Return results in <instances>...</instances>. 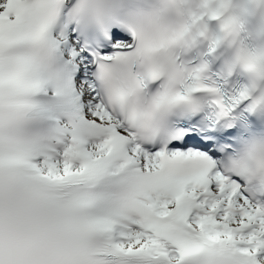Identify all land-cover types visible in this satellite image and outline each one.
Here are the masks:
<instances>
[{
    "label": "snow or ice",
    "instance_id": "6c2138e0",
    "mask_svg": "<svg viewBox=\"0 0 264 264\" xmlns=\"http://www.w3.org/2000/svg\"><path fill=\"white\" fill-rule=\"evenodd\" d=\"M193 3L0 0V264H264V25Z\"/></svg>",
    "mask_w": 264,
    "mask_h": 264
},
{
    "label": "clouds",
    "instance_id": "9594fccd",
    "mask_svg": "<svg viewBox=\"0 0 264 264\" xmlns=\"http://www.w3.org/2000/svg\"><path fill=\"white\" fill-rule=\"evenodd\" d=\"M222 3L227 6L220 13L224 19L220 21L218 27L225 32V37L230 35L241 23L250 26L249 28L254 35L259 33L260 28L264 25V17L259 11L254 14L251 11H246L253 8L252 0H194L192 14L201 11L211 13L219 8ZM255 67H257V63L253 64V68Z\"/></svg>",
    "mask_w": 264,
    "mask_h": 264
}]
</instances>
